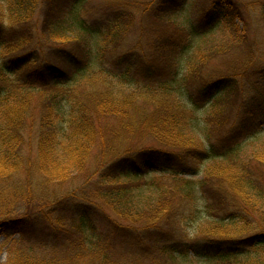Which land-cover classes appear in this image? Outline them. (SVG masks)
<instances>
[{
	"label": "trees",
	"instance_id": "1",
	"mask_svg": "<svg viewBox=\"0 0 264 264\" xmlns=\"http://www.w3.org/2000/svg\"><path fill=\"white\" fill-rule=\"evenodd\" d=\"M245 1L260 2L264 27V0H224L183 26L175 20L190 0H0L4 264H179L198 249L243 264L264 251V232L224 230L264 207V146L246 154L263 133L264 49L248 53L253 69L200 77L226 47L206 42L215 33L253 49ZM144 34L164 43H143ZM128 35L135 44L119 54ZM49 36L61 46L39 62ZM154 48L165 57L156 65L143 58ZM254 94L263 106L243 103ZM236 98L235 125L211 140ZM148 140L159 148L138 149ZM136 218L146 225L124 224ZM99 224L105 232L87 235ZM170 225L198 229L199 240Z\"/></svg>",
	"mask_w": 264,
	"mask_h": 264
},
{
	"label": "rangeland",
	"instance_id": "2",
	"mask_svg": "<svg viewBox=\"0 0 264 264\" xmlns=\"http://www.w3.org/2000/svg\"><path fill=\"white\" fill-rule=\"evenodd\" d=\"M227 2H224V0H190L189 5H187L181 12L180 16L176 17L175 26H183L185 24H187V22H194L197 21L199 18V15L202 11H206L210 8H215L217 4H224V9L226 8L225 4ZM245 3L249 6V12L250 15L248 16V27L251 31H253L252 33V37L249 39V44L252 45L253 49H249L248 47V43L247 41L245 43H243L245 40L244 38H236V36H232V35H228L229 32L228 31H224L221 32L219 31L218 33H215L214 35H212L211 37H209L206 42L208 44H212L214 46V48L216 46L219 45V48L222 46H226L224 49V52L221 53V50L219 49L218 53L215 55H211L208 58V62L205 68H201L200 70V77L201 79L205 80V77H215L219 74H223V73H237V71L243 72L244 69H253L255 67H253L252 63L255 62V60H251L249 59L248 53L253 51L256 56L255 59H257L258 57V53L264 49V27H263V23L260 21V2L257 1H252L247 2L245 1ZM43 7H40L36 13H34L33 17L31 18V20L28 22V26H35V24H38L40 22V20L42 19V11H43ZM247 19V17H246ZM245 26V25H244ZM238 27H239V34H242L241 32H243V23L242 22H238ZM246 27V26H245ZM174 28V27H172ZM172 31V30H171ZM263 34V35H262ZM167 35L164 36V38ZM57 39H61V37H56ZM57 39H54V37L49 36L45 39V41H43V43L39 44L38 46V51H40V57L38 59L39 62H43V60L47 59L49 57L50 54V49L51 48H60V43H58ZM136 39L133 36H127L126 38H124V40L121 42L118 52L119 54L124 53L128 48H130V46H134ZM142 41L143 43L145 42H150V44L154 43V42H159L161 45L164 43L163 39H159L156 38V36L153 35H149L147 36L146 34H144L142 36ZM263 44H261L260 43ZM243 43V44H242ZM35 46V43L33 44V47ZM132 46V47H133ZM67 47V46H65ZM224 48V47H223ZM213 51H217L218 49H212ZM2 54V53H0ZM3 55V54H2ZM11 55V54H10ZM9 56V55H8ZM145 57H147L146 62L148 63H153V64H159L160 62H162L164 60L165 57L162 56V52L160 51V48H154L152 50H149L145 56L143 57L145 59ZM50 58V57H49ZM49 60V59H48ZM136 62H140L139 59L136 60ZM260 61H257V65H263V64H259ZM257 66V67H258ZM140 67V66H139ZM27 70V69H26ZM203 81V80H201ZM263 92V90H262ZM260 96L264 95L262 93H258ZM255 95V94H254ZM253 97H247L245 100H243V103H250V104H255V105H260L262 104L263 106V101L262 98L263 97H259L257 95H255ZM250 100V101H249ZM252 100V101H251ZM235 102V106L231 109H229L228 113V120L225 123V125L220 128L219 130H213L212 133V137L211 140L216 141L228 128H230L232 125H235L236 123V115L238 112L237 106H239L240 104V98L236 100H232L231 103ZM200 107L198 108V112L200 111V113L202 115H204L206 108H207V103H204V100L200 101ZM205 106V110H201V107ZM204 119L201 120V122L203 124H205V122L203 121ZM264 120V119H263ZM205 126V125H204ZM206 129H209V126H207ZM198 140L204 141L207 144L206 141V135H205V131H201V133H198L195 136ZM260 141L255 142L254 144H250V148L248 149V152L246 153L247 156L251 153V152H256L259 151L262 146H264V127H263V133L260 136ZM144 147H158L157 144H155L154 142H151L150 140L146 141V142H139L138 145V149L140 148H144ZM163 149V148H162ZM156 172H151V174H154ZM153 176H157V175H153ZM152 177V176H151ZM164 178L167 179V176H164ZM184 178L189 180L192 178V176L189 174L184 175ZM149 180V179H148ZM144 187L146 188L147 186L144 185ZM148 200L147 198L145 199V201ZM248 213H250V211H248ZM251 214L253 215H249L250 221L248 223V225H245L244 223H241L239 225H237L236 227H232V226H227L224 230L226 231V235L228 237L234 238L236 236H248L250 234H256V233H261L264 232V207L258 208V210L256 212H251ZM139 219H135L134 221H129L128 223H124L127 224L129 226L132 227H136V228H143L146 223L145 220H139ZM160 222V221H159ZM155 224H158V221L154 222ZM162 223V221H161ZM160 225H164V224H160ZM159 225V226H160ZM107 227H109L107 225ZM169 228H172L175 232L180 233L181 235L184 236V238L186 240H191L192 242H196L197 240H199V233H198V229H194L192 231L191 230H186L183 229L182 231V227L180 226H172L170 225ZM192 228V227H191ZM107 230V229H106ZM101 232H105V230L103 229L102 225L99 224L97 225V230L95 229L92 232L87 231V235H89L91 238L96 235L99 234ZM225 235V234H224ZM2 237H0V245L2 243ZM199 246V245H198ZM202 247V246H201ZM198 249V248H197ZM198 251H201L198 249ZM195 250H190V252L188 253V256L186 257V259L184 260H180L179 264H216L213 260H212V256L210 255V253H205L204 251L202 252H198ZM242 259H248L245 262H243V264H263L264 261V251H261L258 254H254L251 256H247L244 257ZM7 260V253H5L3 251V253L0 256V264H4L5 261Z\"/></svg>",
	"mask_w": 264,
	"mask_h": 264
}]
</instances>
